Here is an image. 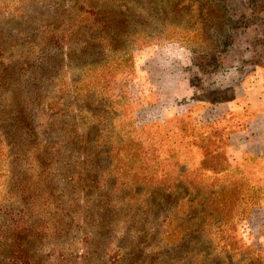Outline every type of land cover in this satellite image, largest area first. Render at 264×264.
<instances>
[{"label":"rangeland","instance_id":"rangeland-1","mask_svg":"<svg viewBox=\"0 0 264 264\" xmlns=\"http://www.w3.org/2000/svg\"><path fill=\"white\" fill-rule=\"evenodd\" d=\"M77 3L109 7L120 36L92 40ZM0 67V212L69 228L77 253L92 233L97 264L116 247L127 264H264V135L225 109L264 101V0H0Z\"/></svg>","mask_w":264,"mask_h":264},{"label":"trees","instance_id":"trees-1","mask_svg":"<svg viewBox=\"0 0 264 264\" xmlns=\"http://www.w3.org/2000/svg\"><path fill=\"white\" fill-rule=\"evenodd\" d=\"M99 3L101 4V2H98V4ZM115 3H117V0H115ZM76 5H78V8L81 12L89 14L92 18V20L89 22L90 24L88 23L91 26L90 30H92L95 35L94 37H92V40H95V42L102 45L105 42H110L112 39L120 36L121 33L119 32V30H117L116 28L113 29L112 27L113 21L116 16L114 14V17H112L113 13L109 11V7H106L105 5L86 6L85 3H77ZM110 28L113 29V34H110ZM47 62L48 60L43 63V70H45L46 72L49 70ZM32 73L35 74L34 72ZM11 74L12 72L9 73L8 68L6 69L0 67V83L2 85L8 83L13 84L12 80H14V77H12ZM31 79L34 80L35 78L32 77ZM261 99V96H256L253 100H250V103L248 104V100L242 98L241 101H235L232 103L228 102L225 105V109L228 108L236 110L238 108H242V112H245L247 108L251 110L249 112V116H251V118L246 122H242V137H244V135L246 137L249 135H264V128H260L261 125H264V122L261 121L264 120V101ZM235 137L236 136H232L231 139ZM246 137H244V139ZM244 151L245 150L242 147V153H244ZM84 189L86 192V190H88L89 188ZM122 189L123 185L119 184L116 192ZM41 190L43 191V188H41ZM208 201L209 200H203L202 203H207ZM118 202L121 203V200L119 199ZM58 205H60V203L56 204V206ZM52 210L53 211H51L50 213L56 215L57 217L52 219L53 223L51 222V227L57 228L59 227L57 226V224L63 220L60 214L61 210H58L57 207H54ZM109 210L111 212L118 211L125 214V212L122 211V208L115 207L110 203H98L93 212L106 213ZM3 214H6L8 220L5 221V223H0V261L2 264H97V262H94V260L96 261V255L94 256L95 250L93 249L94 242H92V233H89V235L86 234L81 238L82 244L86 245V249H84L81 253H77L74 252L76 250H74V245L72 243L69 248L58 244L59 239H62L63 235H65L69 228L59 233L50 232L48 235V233L44 230L47 225L43 221H40L38 223L31 222L29 224H26L25 222V224L21 223V220L15 218L16 214H14V212L8 211L7 208H5L4 211L0 212V215L3 216ZM93 219V221H95L94 226H98L99 222L102 221V218L97 215H94ZM97 220L99 221L97 222ZM194 222L193 233L199 234L204 225V220L199 218ZM130 223L131 222H129V224ZM134 223L135 222H132V224ZM106 227L108 226L105 223L103 228ZM61 228L64 229L63 226ZM129 228L131 230L132 225ZM46 239L50 240L52 245L46 246ZM135 239H143L144 241V237L142 235L135 236ZM143 241H131L130 244L132 247L130 248V250L135 251L138 246H141ZM143 249H146V246L141 250ZM130 257L131 256L126 257L127 262L131 259ZM103 259L104 261L100 264H127L125 262L123 250L118 247L113 248L112 252H105V255H103ZM180 259L186 260L185 258ZM138 262L139 258L137 257L136 259L132 258L131 263L128 264H142L141 262ZM154 262H158L157 259H154Z\"/></svg>","mask_w":264,"mask_h":264}]
</instances>
